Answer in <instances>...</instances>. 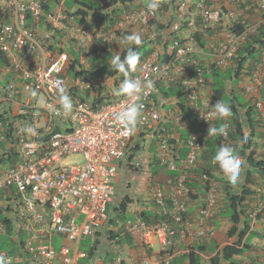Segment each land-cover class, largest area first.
Masks as SVG:
<instances>
[{
  "label": "built area",
  "instance_id": "1",
  "mask_svg": "<svg viewBox=\"0 0 264 264\" xmlns=\"http://www.w3.org/2000/svg\"><path fill=\"white\" fill-rule=\"evenodd\" d=\"M245 1L225 0V20L221 22L219 11L212 12L208 0L178 1L172 30L180 29L192 5L205 26L224 22L231 29L224 30L208 51L188 40L171 37L167 45L155 47L140 60L131 76L151 79L155 89L141 97V117L129 132L117 122L115 113L133 101L119 94L94 107L89 96L104 87L105 76L90 79L66 74L72 56L67 45L55 39L56 30H64L69 40L84 49L100 47L134 25L149 27L160 8L153 11L148 4H141L123 9L113 26L91 31L67 21L59 11L46 10L42 0H0V144H4L0 149L4 159L0 162V235L15 247L13 252L0 248V255L10 259L11 264H78L87 258L93 261L86 264H96L98 250L89 254L79 244L95 236L109 219L115 193L112 179L134 131L153 130L162 120L155 96L156 85L161 82L181 86L199 130L188 134L180 173L169 179L168 187L164 189L160 183L149 186V196L161 219L127 218L118 228L140 249L139 264H172L175 245L189 248L214 236L217 182L206 172L200 174L205 194L192 215L189 203L196 191L186 181L192 177L191 169L205 142L212 137H208L210 124L215 126L217 119L211 115L214 104L208 95L205 74L211 65L220 70L232 67L239 47L264 24V0H256L263 13L260 20L245 23L240 31L232 29L240 23L238 11ZM193 26L190 18L186 27ZM194 53H204L206 58L195 57ZM252 65L241 87L253 103L264 133V50ZM58 81L73 99L69 114L59 103ZM167 114L174 122L180 120L172 109ZM203 116H208V121ZM9 123L13 124L11 128ZM27 127L34 128L36 134L25 132ZM160 130L159 162L176 169L175 145L167 141L169 131L165 127ZM227 136L228 131L222 135ZM261 142L264 145V135ZM73 155H80V160L67 163L65 159ZM262 193L264 196V188ZM53 237L65 238L72 244L55 246L51 243ZM110 264L131 262L117 255Z\"/></svg>",
  "mask_w": 264,
  "mask_h": 264
},
{
  "label": "trees",
  "instance_id": "2",
  "mask_svg": "<svg viewBox=\"0 0 264 264\" xmlns=\"http://www.w3.org/2000/svg\"><path fill=\"white\" fill-rule=\"evenodd\" d=\"M77 8L74 11L68 12L69 17L76 19H81V22L86 18L94 21L101 22L107 26H113L120 17V13L123 9H130L134 6L135 0H74ZM149 1V0H147ZM160 1V12L163 17H157L156 20H151L149 27L154 30L152 37L142 39L140 45H130L127 41L124 40V37L128 34L122 36V43L119 49L121 56L125 54L126 50L129 47H133L139 54L141 59L148 54L151 50L159 44L162 38L165 39V42H168L171 37L180 38L182 41L190 40L192 43L197 44L200 48L205 47L206 41L204 37H212L214 34V28L212 26H205L201 20L199 14L195 16V24L192 29L186 27L187 21L191 18L190 15L181 21L180 29L174 31L171 29L172 23L176 20V6L179 0H159ZM194 1V0H192ZM43 7L46 10L51 9L52 4L55 2H60V0H42ZM225 0H208L207 4L211 5V11H219L220 22L222 17L226 12V7L223 4ZM193 5L189 8V13L193 12ZM241 8L245 13L252 14L255 10V5L253 1L246 0ZM239 22L232 29L235 31H240L243 29V25L248 23V19L240 18ZM78 23V22H77ZM80 23V22H79ZM78 23V24H79ZM83 24V23H81ZM80 24V25H81ZM224 29H231L224 25ZM188 31V35L183 37L182 33ZM121 35V34H120ZM119 37V34L116 35ZM115 37V38H116ZM264 50V24L260 25L257 32L249 35L248 39L239 47L235 57L233 58V65L226 70H220L210 66V70L206 75L208 80V85L211 91V97L214 103L221 100L228 103L232 108V115L224 118L217 119L216 126H227L228 129V140H223L221 135L212 136L207 141L206 149L202 151L201 155V165L195 166L191 173L196 175L193 179L188 178L186 183L192 188H200L196 182V177L202 171H206L209 176L213 177L214 162L213 157L221 145H228L234 147L240 154V156L245 161L242 166L240 174L244 175L245 180L238 186L234 188L230 185L228 180H223L222 178L216 179L221 188V193L223 195V206L219 210L222 216L227 217L229 221V226L226 229V235L229 238H233L231 242L223 245L216 253L211 257V262L213 264H218L220 260L225 262V264H238L234 260L236 256L243 255L250 248V240L258 234L257 232L251 229L252 227V218L251 215L255 214L254 217L257 218L260 212L255 211L250 206L248 199L254 196L257 191L254 186L264 187V156L258 157L257 143L262 137V133L258 132V121L255 119V112L251 101H243L242 97L234 93V90L229 88V90L223 88L227 86V82L231 79H239L240 74L249 61L250 58L255 61L260 52ZM72 52V51H71ZM74 57L66 66V74L75 77V76H85L90 79H94L96 76L105 75L108 79H112L114 86H119L122 83L124 77L122 74L111 70L110 61L114 55L110 49V43L106 42L101 47L92 49L88 52H84L81 56L77 52H72ZM140 59V60H141ZM83 60H86L87 63H83ZM132 72L130 73V75ZM178 88L177 85L174 86ZM174 89V88H173ZM264 89V88H263ZM225 91L228 92L227 98L224 99ZM109 95H99L93 99V106L97 107L101 103L108 102ZM224 99V100H223ZM179 103L185 106H188L184 98L179 99ZM246 107L243 115L240 113V108ZM13 124L9 123L11 128ZM197 129V128H196ZM11 130V129H10ZM160 130L155 131L156 135ZM9 133V132H8ZM153 134V135H154ZM187 132L181 133V138L186 139ZM4 147V144H0V149ZM140 145L134 147L135 150L139 149ZM176 154L174 155V162L177 165L176 169H169L166 165L161 166V169L164 168L165 174L167 177L174 178L180 173V163L185 157V151L180 150L178 154L177 149L175 150ZM133 158V154H129L128 161ZM4 161L0 156V162ZM130 166V165H129ZM198 167V168H197ZM134 168V167H132ZM253 186V187H252ZM262 196V195H261ZM131 202V199L128 195H123L122 199L117 206H111L112 212L114 213L113 217H110L109 223L114 227L117 226L118 221H123L127 218V206ZM1 209V208H0ZM1 212V210H0ZM139 216L144 218L147 221H156L161 219V216L158 213H150L148 211L142 210L138 213ZM1 219V216H0ZM109 238H117V243H128L132 245L131 239L128 236H123L122 238L117 236V232L112 230L108 231ZM264 236V235H263ZM248 237V239H247ZM0 248H5L11 252L14 250V243L5 236L0 235ZM247 239V240H246ZM7 245H10L9 248ZM210 249L211 253L216 249L215 245ZM93 251H96V248L93 247ZM195 251L202 252L206 251V245L198 244V246L191 247L187 253L189 264H199L195 260ZM89 254H92L90 252Z\"/></svg>",
  "mask_w": 264,
  "mask_h": 264
},
{
  "label": "clouds",
  "instance_id": "3",
  "mask_svg": "<svg viewBox=\"0 0 264 264\" xmlns=\"http://www.w3.org/2000/svg\"><path fill=\"white\" fill-rule=\"evenodd\" d=\"M250 1H253L254 5H255V10H254V13L252 14H248V13H245V11L241 8V5L243 3H241L240 7H239V11H238V15H239V18H243V19H248V23H255V22H258L260 20V18L263 16V13L257 8L256 6V0H250ZM61 2L62 0H60V2H55L52 4V7L51 9H54L56 11H59L61 13H63L64 15H66L67 17V21L71 22V23H74V24H78L77 21L73 18V17H69L68 14H66L65 10H63L60 5H61ZM59 5V6H58ZM136 7V6H134ZM148 8L153 10V11H156L160 8V2L159 0H149V3H148ZM160 12V11H159ZM198 13L196 11H194L193 9V12L190 14L191 18H193L194 20V24H195V16L197 15ZM256 19H253V17H257ZM90 20V19H88ZM92 21V20H91ZM101 24L102 26L99 27L97 30H91L88 26L84 25L83 27L85 28H88L89 30L91 31H102L103 29H106L105 28V24L104 23H101V22H97V25ZM80 25V24H78ZM262 25V24H261ZM206 26H212V28H214V24L212 25H206ZM223 26V25H222ZM221 26V27H222ZM109 27V26H108ZM192 29V28H191ZM225 30V29H224ZM58 31V30H56ZM62 31V30H61ZM64 31V30H63ZM188 31V30H187ZM65 32V31H64ZM66 33V32H65ZM183 35V34H182ZM188 35V33H187ZM214 35V34H213ZM116 37V36H115ZM115 39V38H114ZM149 39V38H148ZM113 40V39H112ZM124 40L127 41L130 45H140L142 43V38H141V35L139 33H132V34H129V35H126L124 37ZM170 40V39H169ZM188 40V39H187ZM61 41H63V43H65L67 45V49L70 53V55L72 56V59L74 57L73 53V49L71 48L70 46V43H68V41H70L71 43H74L78 48H79V52H80V55L84 54V52H88L92 49H96L98 48L99 46L97 47H91L89 49H84L82 47H80L79 45H77L74 41L72 40H69V39H61ZM190 41V40H188ZM191 42V41H190ZM169 43L168 42H165V39L162 38L161 42L159 44H157L155 47L157 46H160V45H167ZM101 47V46H100ZM72 51V52H71ZM152 51V50H151ZM150 51V52H151ZM117 54L114 55L110 61V66H111V70H115L116 72L120 73L123 75L124 79L122 81L121 84H119V86H114V82L112 79H108L105 75V81L106 80H110L111 81V84H112V87L114 88L113 90L115 91L114 94L111 95V99L112 98H115L116 96H118L119 94H123V95H126L127 97H129L133 102L132 103H129L127 106H125L122 110L118 111L117 113H115V119L117 120V122L122 126L124 127L127 131H132L134 130V127L135 125L138 123L140 117H141V110L143 108V105L141 103H139L140 99L142 96H146L147 94H149L151 91H153L155 89V83L154 81H152L151 79H147V80H144V79H141V78H134L130 75L131 72H134L136 70V67H137V64L140 62V54L133 48V47H129L125 54L123 55V57L121 56L120 52H116ZM81 55V56H82ZM147 55V54H146ZM258 58V56H257ZM253 61L254 60H249L246 65L244 66L241 74H240V77H239V84H238V89H240V91H242V94L246 95L244 90L242 89L241 87V81L243 79V76L244 75H248V70H251L252 69V64H253ZM249 66V67H248ZM206 75L207 73L205 74V79H206ZM206 83H207V91H208V95L209 97L211 98L212 100V95H211V91H210V88H209V85H208V80L206 79ZM228 85H227V90H229V88L232 89L231 85H230V81L227 82ZM57 84L59 85V103L62 105V108L65 112V114H69L72 112L73 110V99L71 97V95L69 94L68 92V89L66 87H64L62 85V82H57ZM177 85L178 87L181 88V86L178 84V83H173V82H167V83H164V82H161V83H158L156 85V92H155V96L157 98V93H158V87L160 85ZM102 88V87H101ZM264 88V86H263ZM182 89V88H181ZM101 89H97L95 92H98L100 91ZM183 92V90H182ZM116 93V94H115ZM35 94V93H33ZM241 94V92H240ZM89 93L86 94V96L88 97ZM263 95H264V89L262 90V94H261V97L263 99ZM183 97H184V94H183ZM246 97L248 98V100L246 101H251L249 99V97L246 95ZM110 99V100H111ZM109 100V99H108ZM158 100V98H157ZM160 100V99H159ZM184 100L186 101L185 97H184ZM264 100V99H263ZM93 101V100H92ZM244 101V100H243ZM159 102V101H158ZM213 102V100H212ZM186 103L188 104V102L186 101ZM252 103V102H251ZM213 106H211V115L217 117V119H224V118H227L229 116L232 115V108L231 106L224 102V101H217L216 103L213 102ZM253 105V103H252ZM189 106V104H188ZM254 108V106H253ZM189 109L191 111V108L189 106ZM173 110V109H172ZM176 111L174 110V113ZM254 112H255V119L258 121V127L257 129L262 133V137L264 135L263 131L260 130V122L258 120V115H257V112L255 111V108H254ZM192 113V111H191ZM180 117V120L178 122H174V123H180L181 122V116L179 114H176ZM193 115V114H192ZM207 121H208V116H203ZM216 119V120H217ZM193 120H194V116H193ZM215 120V122H216ZM162 120L160 121V123H158L155 128L153 130H135V132H140V134L142 133H145V131H149V132H152V134L150 135L151 136V139L155 136L156 137V140H157V143L159 144V136H160V133H161V127H165L162 123ZM195 126H197L195 123H194ZM198 127V126H197ZM168 131H169V137L167 139L168 143L169 144H174V142H171L169 141L170 140V136H171V131L169 128L165 127ZM160 130L159 133H157L156 135L154 134L155 131H158ZM199 130V127L197 129H189L188 131V134L191 132V131H198ZM25 132L27 133H31L33 135L36 134V130L32 127H27L24 129ZM226 131H228L227 129V126H219L217 127L216 126V123H215V126H213L212 124H210V127L208 129V137L209 136H217V135H225L226 134ZM154 134V135H153ZM187 134V136H188ZM146 135V134H145ZM148 135V134H147ZM134 136V133L132 135V138ZM186 136V138H187ZM262 137L260 138V142H261V139ZM131 138V140H132ZM210 139V138H209ZM208 139V140H209ZM223 140H228V136L226 138H223ZM130 140V141H131ZM186 140V139H185ZM185 140H183V144L185 143ZM207 140V141H208ZM207 141L205 142V146L203 148V150L205 149V147L207 146ZM130 143V142H129ZM262 143V142H261ZM263 144V143H262ZM141 147V146H140ZM185 147V145H184ZM178 147L175 146V150L177 149ZM131 149L129 148V144H128V147H127V151H126V156L119 162L118 164V167L123 163V161L125 159H127V157L129 156V154L131 153H128V150ZM135 150V149H134ZM138 150V149H137ZM158 150V148H157ZM133 154V153H132ZM202 154V153H201ZM200 154V155H201ZM134 156V155H133ZM155 158H156V164L158 165V167L160 166H165V165H162L160 164L159 162V159L157 157V151H156V155H155ZM201 157H199L200 159ZM198 159V161H199ZM128 160V159H127ZM197 161V163L195 164V166H197L199 164V162ZM129 162V161H128ZM213 162L218 164L215 165L214 164V167L215 168H218L221 170V173H224V175L227 177L228 181L232 184H235L237 183V181L239 180V177H240V173H241V170H242V166L244 165L245 161L243 160V158L240 156L239 152L232 146H228V145H221L218 150L216 151L214 157H213ZM131 164V163H129ZM194 166V167H195ZM117 167V168H118ZM193 167V168H194ZM192 168V169H193ZM198 168V167H197ZM191 169V170H192ZM117 172V171H116ZM202 172H206V171H202ZM201 172V173H202ZM199 173L196 177V181L197 183H199V186L200 188L198 189V191L196 190V188H193L195 189L196 193L194 195H192V200L193 199H200L202 200V197L204 196L205 192H204V185L200 182L199 180V177H200V174ZM207 173V172H206ZM192 174V173H191ZM208 177H210L211 179H213L214 181L217 182L218 184V190H219V194H218V206H217V209L215 211V214H214V218H215V215L216 213L218 212V209H219V205H220V202L222 200V193H221V186L219 184V182L216 180V178L214 177H211L209 176V174L207 173ZM192 176H196L194 174H192ZM192 178V177H191ZM169 181V178L168 180ZM167 183V182H166ZM153 184V183H152ZM161 184V183H160ZM168 185V184H167ZM150 186V184H149ZM264 187L261 188L260 192H261V195H262V198L264 200V196H263V193H262V190H263ZM149 189V187H148ZM149 194V193H148ZM114 198V197H113ZM149 200H151V202L153 203L154 205V202L153 200L150 198L149 196ZM113 203V201H112ZM112 203H111V206H112ZM202 203V202H201ZM111 206H110V212H111ZM155 207V205H154ZM189 207H190V203H189ZM156 208V207H155ZM190 209V208H189ZM158 213V212H157ZM137 217H140L142 218L141 216H137ZM127 218H130V217H127ZM126 218V219H127ZM132 218H136V217H132ZM109 219L110 218V213H109ZM109 219L107 220V222L109 221ZM144 219V218H143ZM125 220V219H124ZM214 221V219H213ZM121 221H118L116 222L117 223V226H114L113 229L116 230L114 232H117V236L122 238L123 236H126V235H121V230L118 228V225ZM109 223V222H108ZM214 225V224H213ZM112 226V225H111ZM215 227V226H214ZM104 228V226L102 227V229ZM99 234H101V229L99 230L98 232ZM109 234V233H108ZM109 236V235H108ZM94 237H97V234L94 236ZM102 238H103V235H102ZM97 241H101L99 240L98 238L95 239V242ZM115 241H117V238L115 237ZM132 242V241H131ZM204 242V241H203ZM98 243V242H97ZM133 243V242H132ZM201 243V242H199ZM197 243V244H199ZM134 244V243H133ZM196 245V244H195ZM191 247H194L191 246ZM191 247H189L188 249H190ZM189 251V250H188ZM0 264H11V260L10 259H7L4 255H0Z\"/></svg>",
  "mask_w": 264,
  "mask_h": 264
},
{
  "label": "crops",
  "instance_id": "4",
  "mask_svg": "<svg viewBox=\"0 0 264 264\" xmlns=\"http://www.w3.org/2000/svg\"><path fill=\"white\" fill-rule=\"evenodd\" d=\"M257 17H253V19H256ZM224 17H222V21H224ZM88 18H86L83 21V24H81V26H88L91 30H97L99 27H101L102 25H95L93 27H90L88 24ZM212 25V24H211ZM223 25V26H222ZM138 25H134L132 26L128 31L125 32V34H132V33H138ZM222 26V27H221ZM190 31V30H188ZM183 32V37L187 36V33ZM224 31V22L220 23L219 25H214V36L213 37H204V41H206L205 43V47H204V51H208L209 47L211 44L214 43V41H216L223 33ZM39 36L42 34V31L38 32ZM123 33V35H125ZM122 34L119 35V37L115 38V41L118 42V46L121 47V43H122ZM55 39H68L67 35L65 34L64 31L58 30L56 31V37ZM195 57L198 58H206V55L203 53H194ZM158 93H157V98L160 104V110L162 113V124L169 128L171 131V136H170V140L171 142H174L175 146L178 147L177 148V152L178 154L180 150H184L186 152V148L184 147L183 144V139L181 138V133L182 132H187L189 131V129H196L198 128L197 126L194 125V120H193V115L190 111V109L179 103V99L184 98L183 97V92L182 89L180 87L175 88L172 84L170 85H160L158 87ZM174 88V89H173ZM101 90L98 92H95L94 94H91L89 96L90 100H93L95 97L105 94V95H109L108 99H111V93L114 91L111 81L110 80H106L105 81V85L104 87L100 88ZM240 91V89H239ZM241 92V91H240ZM116 94V93H115ZM241 96L242 99L246 102V100H248V98L246 97V95L242 94L241 92ZM160 99V100H159ZM173 109L175 110V114H179L181 116V122L180 123H174V121L172 120V115L171 114H167V111ZM246 107H242L240 108V113L243 115V112L245 111ZM191 125V128H189V126ZM258 132H260L258 130ZM140 132H135L134 131V136L132 138L131 141H133V139H135L136 135H139ZM149 136L143 135L140 137V139H146ZM156 137L154 136L151 140H155ZM130 141V143H131ZM129 143V148L131 147V144ZM135 145V143H134ZM133 145V146H134ZM231 146H233L231 144ZM258 146V152L257 155L258 157H263L264 156V145L259 141L257 143ZM140 148V147H139ZM206 149V147H205ZM176 154V151H175ZM202 155V154H201ZM200 155V157H201ZM201 159H199V164L201 165ZM124 162V161H123ZM150 164V163H148ZM198 164V165H199ZM151 167V171L149 172V174H147L146 179L144 181V183L141 184V186L144 188L145 186L148 187V181H147V177L149 178V175L153 176V171H157V169L161 170V167L157 164L154 165V167ZM166 175V174H165ZM213 175L216 179L222 178L223 180H228L227 177L224 175V173H221V170L218 168H214L213 170ZM194 177L192 176V179ZM245 180L244 175L240 174L239 180L237 181V183L232 184L230 183V185H232L234 188H238V186ZM168 182H160L162 187L164 189H166L168 187ZM197 182V181H196ZM199 185V183L197 184ZM253 187V186H252ZM256 188L257 193L250 197L248 199V202L250 203V206L255 209L256 213L260 212L259 216H257V218L254 217L255 214L251 215L252 218V227L251 229L255 232H257L258 234H256V236L254 238H252V240H250V248L241 256H236L234 258V260L236 261V263L238 264H264V200L261 196V188H258V186H254ZM199 188H197L196 190L198 191ZM148 189H145V197L147 196V191ZM144 199H147L149 204H147V201L144 202L145 205H147L148 207H142L140 209V212L142 210L148 211L150 213H157L156 208L154 207L153 203L151 202V200H149V197H146ZM223 199V197H222ZM202 200L200 199H193L190 202V209H189V213L194 215L196 208L198 207V205L201 203ZM223 206V200H221L220 205H219V209L218 212L215 215L213 224L215 226V233L214 236L210 239H208L207 241L201 242L199 244L201 245H206V251H202V252H198L195 251V260L199 263V264H213L211 262V257L216 253V251H218L223 245H225L226 243H229L232 241L233 238H229L226 235V229L229 226V221L227 219V217L222 216L221 212L219 211ZM127 217H137L139 216V214H134V213H130L128 212V208L126 211ZM109 222V221H108ZM108 222H106L104 224L105 225L108 224ZM99 240H102V234L97 233V237ZM248 239V237H247ZM246 239V240H247ZM215 245V250L211 253L210 249L213 248ZM119 249L120 250H112V251H107L105 253V255L101 258L100 256H102V254H100V259L98 258L97 261L95 262L96 264H110L113 260V257L116 254H118V252L122 253L123 258L129 260L131 262V264H139L138 261L140 260V256H141V251L138 248V246H136L135 244L132 243L128 244L126 243H120ZM194 246H198V244L194 245ZM94 247V246H93ZM172 252H173V261L172 264H189L190 261L188 259L187 253H188V247H186L185 245H175L172 248ZM111 254V255H110ZM82 260V259H81ZM82 264H86V263H82ZM218 264H225V262H223L222 260L219 261Z\"/></svg>",
  "mask_w": 264,
  "mask_h": 264
},
{
  "label": "rangeland",
  "instance_id": "5",
  "mask_svg": "<svg viewBox=\"0 0 264 264\" xmlns=\"http://www.w3.org/2000/svg\"><path fill=\"white\" fill-rule=\"evenodd\" d=\"M148 3L149 1L147 0H135L134 1V4H137V5L148 4ZM60 7L65 11L71 12L77 8V5L74 0H62ZM158 17H163L161 12H159ZM76 21L78 23L80 22L79 24L83 23V21L81 22V19H76ZM88 21L89 22L87 25H89L90 27L97 25V22H94L91 20H88ZM107 27L108 26L106 24L105 28ZM138 33L141 35L142 39H145V38L152 37L154 34V30L150 27H145V28L138 27ZM68 43H70V46L74 52H77L78 54H80L79 48L74 43H71L70 41H68ZM109 43H110V49L111 51H113V53L119 52L120 47L118 46V42H116L115 39L113 40L111 39ZM255 56L257 57V54H255ZM249 60H252V58H250ZM83 63L85 64L87 63V61L83 60ZM248 69L247 71H250ZM238 84H239L238 79H234V78L231 79L230 85L232 89L234 90V93L241 96L240 91L238 89ZM226 87H227L226 85L223 86V88L225 89ZM114 92L115 91H113L112 94H114ZM94 93L95 91L92 92V94ZM228 95H229L228 92L225 91L224 99L227 98ZM263 99H264V95H263ZM189 128H191V125L189 126ZM145 134H148L149 137L146 139H140V137ZM151 134L152 132L145 131V133L136 135L135 139L131 141L130 143L131 149L128 150V153H133L134 156L129 162L127 160L128 157L127 159L124 160V162L117 168L116 175L112 179V183L115 189L112 206H117L120 200L122 199L123 195L126 194L131 199V202L128 203V206H127L128 212L137 214L140 212V209L142 207H145V208L148 207L147 205L144 204V202L147 201V204H149V202L147 199H144V198L149 197L148 190H146L147 196L145 197V189H148L149 186L148 187L145 186L143 188L141 184L144 183L147 174H149V172L151 171V167H149L150 164L152 167H154V165L156 164L155 155H156V151L158 148V143L156 139L151 140V136H150ZM137 144L140 145L141 147L138 150H134V147ZM77 160H80V155L69 156L65 159L67 163H71ZM149 176H150L149 178L147 177L148 184L160 183V182L162 183V182H167L168 180L167 175H165L164 168H162L161 170L157 169V171H153V176L152 175H149ZM113 216H114V213L111 210L110 217H113ZM109 230L116 231L113 229V226H111V224L108 223L107 225H105L103 229H101V234L103 235V238L101 241H97L98 242L97 243L95 242L96 238L94 236H88L80 242L79 244L80 248L82 250H85L88 253L90 252L94 253L93 251V246H94L98 250V253L96 254L97 257L100 256V254H102V256H100L101 258L105 255L107 251L109 252L112 250H120L118 246L120 245V243H117L115 241V238L112 239L108 237ZM0 241H1V238H0ZM62 242L69 244V245L72 244L69 240L62 238V237H53L51 240V243L55 246H58ZM9 246L10 245H7L8 248ZM117 255L122 256V253L121 252H118V254L115 253L114 257H116ZM91 261H93V259H89V258L82 259L79 261L78 264L88 263Z\"/></svg>",
  "mask_w": 264,
  "mask_h": 264
}]
</instances>
